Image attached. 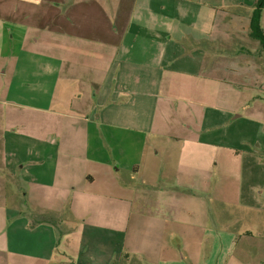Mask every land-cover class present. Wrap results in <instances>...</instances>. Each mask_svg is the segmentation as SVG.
<instances>
[{"label": "crops", "instance_id": "obj_1", "mask_svg": "<svg viewBox=\"0 0 264 264\" xmlns=\"http://www.w3.org/2000/svg\"><path fill=\"white\" fill-rule=\"evenodd\" d=\"M255 2L0 0V264L191 260L198 226L172 217L188 203L158 186L148 137L181 140L178 160L199 170L202 120L260 130ZM249 142L264 151L259 131ZM132 212L148 224L130 229Z\"/></svg>", "mask_w": 264, "mask_h": 264}, {"label": "rangeland", "instance_id": "obj_2", "mask_svg": "<svg viewBox=\"0 0 264 264\" xmlns=\"http://www.w3.org/2000/svg\"><path fill=\"white\" fill-rule=\"evenodd\" d=\"M227 117L220 115L216 120L201 121L199 170L194 168L192 161L178 160L181 140L148 137L151 144L160 147L157 177L165 180L158 186L168 192L164 194L171 195V202L178 204L183 200L184 204L188 203L182 214L178 213V207L172 210V217L177 220L182 215L184 225L198 226L189 232L187 253L191 260L186 258L184 264H219L224 257L263 264L264 151L254 149L249 140L256 137L258 131L264 135V123L261 122L257 131V122L251 125L245 122V118L232 120L233 117L224 120ZM166 145L174 151L161 148ZM179 170L184 171L183 175L180 174L182 176H178ZM183 179L188 182L196 179L201 185L181 189L179 185ZM130 217V229L149 221V218L138 217L133 212ZM200 234L201 247L197 238ZM177 249L181 257L184 251L180 247ZM147 252L150 255L149 248ZM137 256L133 254L126 264H140Z\"/></svg>", "mask_w": 264, "mask_h": 264}, {"label": "trees", "instance_id": "obj_3", "mask_svg": "<svg viewBox=\"0 0 264 264\" xmlns=\"http://www.w3.org/2000/svg\"><path fill=\"white\" fill-rule=\"evenodd\" d=\"M264 8V0H256L254 9L251 13L250 36L257 39L264 49V28L261 23V16ZM125 256H129L126 254Z\"/></svg>", "mask_w": 264, "mask_h": 264}]
</instances>
